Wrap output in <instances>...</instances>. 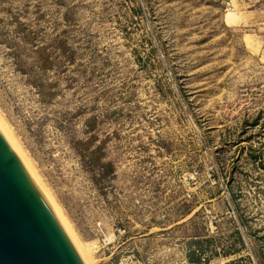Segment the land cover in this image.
<instances>
[{"label":"rangeland","instance_id":"obj_1","mask_svg":"<svg viewBox=\"0 0 264 264\" xmlns=\"http://www.w3.org/2000/svg\"><path fill=\"white\" fill-rule=\"evenodd\" d=\"M0 125L85 264H264V0H0Z\"/></svg>","mask_w":264,"mask_h":264},{"label":"water","instance_id":"obj_2","mask_svg":"<svg viewBox=\"0 0 264 264\" xmlns=\"http://www.w3.org/2000/svg\"><path fill=\"white\" fill-rule=\"evenodd\" d=\"M0 264H85L1 129Z\"/></svg>","mask_w":264,"mask_h":264},{"label":"bare ground","instance_id":"obj_3","mask_svg":"<svg viewBox=\"0 0 264 264\" xmlns=\"http://www.w3.org/2000/svg\"><path fill=\"white\" fill-rule=\"evenodd\" d=\"M1 120H2V119H1ZM1 123H2V122H1ZM2 124H3V123H2ZM3 126H6V125L3 124ZM0 127H2V126L0 125ZM2 128H3V127H2ZM4 130H5V129H4ZM9 133H10V132H9ZM9 135H10L11 138H13V137L11 136V133H10ZM9 139H10V138H9ZM11 140L13 141V139H11ZM11 140H10V141H11ZM14 144H15V142H14ZM18 147H19V146H18ZM18 151H19V150H18ZM32 173H33V172H32ZM38 181H39V180H38ZM38 181H37L36 183H38ZM40 186H41V185H40ZM42 190H43V188H42ZM53 203H54V202H53ZM56 207H57V206H56ZM58 211H59V210H58ZM63 220H64V219H63ZM65 221H66V220H65ZM85 263H88V262H85Z\"/></svg>","mask_w":264,"mask_h":264},{"label":"trees","instance_id":"obj_4","mask_svg":"<svg viewBox=\"0 0 264 264\" xmlns=\"http://www.w3.org/2000/svg\"><path fill=\"white\" fill-rule=\"evenodd\" d=\"M192 260H194V262H197V260H196V259H192Z\"/></svg>","mask_w":264,"mask_h":264}]
</instances>
